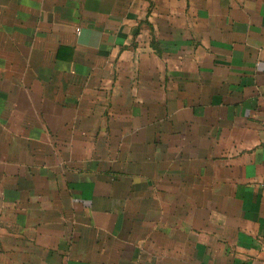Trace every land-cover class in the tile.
Masks as SVG:
<instances>
[{
  "label": "crops",
  "instance_id": "crops-1",
  "mask_svg": "<svg viewBox=\"0 0 264 264\" xmlns=\"http://www.w3.org/2000/svg\"><path fill=\"white\" fill-rule=\"evenodd\" d=\"M0 264H264V0H0Z\"/></svg>",
  "mask_w": 264,
  "mask_h": 264
}]
</instances>
